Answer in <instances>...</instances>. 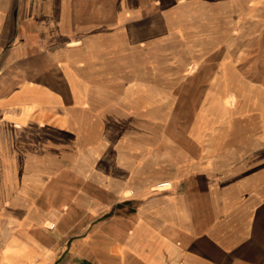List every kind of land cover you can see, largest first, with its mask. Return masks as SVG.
<instances>
[{"label":"crops","instance_id":"obj_1","mask_svg":"<svg viewBox=\"0 0 264 264\" xmlns=\"http://www.w3.org/2000/svg\"><path fill=\"white\" fill-rule=\"evenodd\" d=\"M221 1L0 0V264H264V106L237 130L214 86L185 143L154 132L157 61Z\"/></svg>","mask_w":264,"mask_h":264},{"label":"rangeland","instance_id":"obj_2","mask_svg":"<svg viewBox=\"0 0 264 264\" xmlns=\"http://www.w3.org/2000/svg\"><path fill=\"white\" fill-rule=\"evenodd\" d=\"M204 12L203 31L188 45L173 46L171 55L156 63V100L167 104L156 110L157 139L172 134L183 143L184 135L189 137L197 125L198 105L215 96L212 87L223 85L236 90L234 128L256 130L258 110L244 108L264 106V0H224ZM192 63L195 68L187 70ZM87 117L95 123L90 133L97 146L100 109L89 110ZM88 146L76 147L77 188L99 177L98 152L88 153ZM91 192L98 194L95 189Z\"/></svg>","mask_w":264,"mask_h":264},{"label":"built area","instance_id":"obj_3","mask_svg":"<svg viewBox=\"0 0 264 264\" xmlns=\"http://www.w3.org/2000/svg\"><path fill=\"white\" fill-rule=\"evenodd\" d=\"M2 117V110H1V107H0V118Z\"/></svg>","mask_w":264,"mask_h":264}]
</instances>
